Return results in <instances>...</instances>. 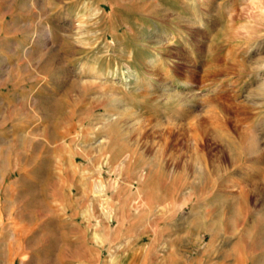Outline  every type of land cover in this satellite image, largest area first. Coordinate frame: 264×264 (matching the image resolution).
<instances>
[{"label":"rangeland","instance_id":"rangeland-1","mask_svg":"<svg viewBox=\"0 0 264 264\" xmlns=\"http://www.w3.org/2000/svg\"><path fill=\"white\" fill-rule=\"evenodd\" d=\"M0 264H264V0H0Z\"/></svg>","mask_w":264,"mask_h":264},{"label":"bare ground","instance_id":"bare-ground-1","mask_svg":"<svg viewBox=\"0 0 264 264\" xmlns=\"http://www.w3.org/2000/svg\"><path fill=\"white\" fill-rule=\"evenodd\" d=\"M174 70V67L172 68ZM181 83H183V86H187L188 84L185 83V81H182Z\"/></svg>","mask_w":264,"mask_h":264}]
</instances>
